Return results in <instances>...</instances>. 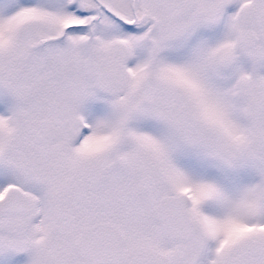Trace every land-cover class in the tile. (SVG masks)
I'll use <instances>...</instances> for the list:
<instances>
[{
  "label": "snow or ice",
  "instance_id": "obj_1",
  "mask_svg": "<svg viewBox=\"0 0 264 264\" xmlns=\"http://www.w3.org/2000/svg\"><path fill=\"white\" fill-rule=\"evenodd\" d=\"M0 264H264V0H0Z\"/></svg>",
  "mask_w": 264,
  "mask_h": 264
}]
</instances>
